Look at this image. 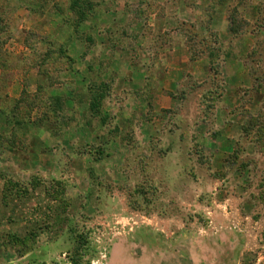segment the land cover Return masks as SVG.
I'll return each mask as SVG.
<instances>
[{
  "label": "rangeland",
  "instance_id": "rangeland-1",
  "mask_svg": "<svg viewBox=\"0 0 264 264\" xmlns=\"http://www.w3.org/2000/svg\"><path fill=\"white\" fill-rule=\"evenodd\" d=\"M0 264H264V0H0Z\"/></svg>",
  "mask_w": 264,
  "mask_h": 264
},
{
  "label": "crops",
  "instance_id": "crops-1",
  "mask_svg": "<svg viewBox=\"0 0 264 264\" xmlns=\"http://www.w3.org/2000/svg\"><path fill=\"white\" fill-rule=\"evenodd\" d=\"M53 89L57 90V87H56V88H52V90H53ZM17 96H18V94H17V95L15 94L14 98L17 97Z\"/></svg>",
  "mask_w": 264,
  "mask_h": 264
}]
</instances>
